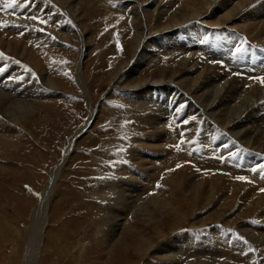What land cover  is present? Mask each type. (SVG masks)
Returning a JSON list of instances; mask_svg holds the SVG:
<instances>
[{"label":"bare ground","instance_id":"bare-ground-1","mask_svg":"<svg viewBox=\"0 0 264 264\" xmlns=\"http://www.w3.org/2000/svg\"><path fill=\"white\" fill-rule=\"evenodd\" d=\"M18 1L30 3V6L34 7L32 13L36 16L41 9L44 14L43 17L51 19V22H49L50 30L54 29L55 25L57 28L60 27L59 32L56 31V33L58 32L57 34H59V36L64 35V40L67 38L69 31H74L83 41V27L86 25L83 26L78 24L76 22V16L78 15L80 17L78 9H80L81 4L84 5V0ZM11 2L12 0H0V22L8 25V27H0V69H2L0 70V160L2 158L1 154L4 153V151H6L5 149L8 147H13L18 152L22 151L21 144L23 141L19 139V132L24 131L23 129L25 127L22 128L23 121L28 114H32L37 109L36 106L40 103L39 101L44 100L48 96L55 95L56 98L58 96V94H56L57 87L55 88V82L46 75L45 70H42V68L40 70V61L42 58L40 59L39 50L43 46L40 44V38H42L40 34L42 33L37 29V26L39 27L41 23L30 20L27 22L26 18H32L29 16L26 17L27 15H15L12 12H7L13 7L7 8L5 5ZM117 2L118 4L119 2L122 3L120 7L123 8L124 13L127 14L126 18L129 19L131 29L133 30V38L136 41V44L133 46V53L136 57L131 63L130 61L126 62L127 64L124 68L120 66L121 68H118L119 70L115 73L114 77L116 78V76L121 73L122 69L127 67L125 71L127 72L128 78L132 79V75H135V79L138 78L133 85L131 84L133 89H140V93L136 95V98H146L148 100V102H145V105L143 104L145 109L142 112L144 113L142 116L143 119L140 121L143 122L142 124L146 128V134L151 131H153V134L146 136L149 143H146L142 135L143 140L141 141L139 150H134L137 152V156H135L137 166L135 167L139 169L136 170L137 168L130 165L131 167H129V169L119 170L117 173L118 175L116 174L118 181L108 184V188L113 192V199L112 205L110 208L108 207V219L106 218L107 220L103 221L104 223H108L107 231L109 232L108 238H106L104 243L105 250L108 249L114 241L119 242L118 238L120 232H118V230L121 229V226L123 227L124 222L127 223L129 221L130 216L138 209L142 210L141 212H143L148 219H151V221L154 220V229H156L158 234L162 233L163 235V231L167 227H171V229L181 228V223H183L181 219H185L187 215L192 214V212L200 208L199 205L201 208H205V206L211 204L208 210L214 209L215 214L208 215L210 223L214 221V218L211 217L218 216V218H221L220 216H222V214L227 213L226 210L230 208V204H232L231 207L236 206L237 212H239V214L237 213L236 215L242 216V213L248 212L247 209L242 208V206L244 207L247 204H235V200L239 199L238 197L242 194L245 180H237L235 176L232 175L234 173L231 174V171L240 174L236 175V177H245V175L249 173H251V175L261 173V166L264 165V160L261 159V155H264V113L260 110V106L264 107V84H261L257 79H253L254 77L247 80V78L238 79L231 76L232 72L241 71L246 63L252 64L251 60L253 56L251 55L253 53L250 44H257L259 45V47H257L258 49L264 50V0H151L143 7L136 5V3L139 2L138 0H117ZM19 5L20 4H17V6ZM25 9L28 12L31 11L28 5H25ZM198 16L207 18V20L205 21L201 18H197ZM62 17H65L69 23L67 24L64 22ZM229 21H231L232 24L234 22L236 24L242 22L243 25L238 28L241 30H236L237 28H234L233 31L226 32L227 36L225 35L224 39L222 36H219L217 41H215V36L212 35L211 38L209 37V41L211 39L212 42H218L221 56H224V58L230 57L237 71L232 69L234 68L232 67L233 65L231 66L232 68L229 66L231 70H227L224 68L226 63L224 67L213 63L211 57L214 54L212 55V49L209 48H205V52H203V49L201 50L202 53L208 54L206 57H210L206 59H209V64H206L205 60H198L200 58H196L195 56L192 58L190 53H188L190 56L188 55L187 57L177 54L181 51L187 53L190 48H186L188 45L183 46V44L190 42V38H195L197 36L198 39L202 33H200V29L190 31L188 30L189 27L195 26L198 28L200 26H208L210 28L211 25H225V23ZM21 25L24 27L32 26L33 28L30 27V29L24 30ZM34 26L36 27L34 28ZM237 26L240 25L237 24L236 27ZM229 28L227 27V29ZM151 29H156L158 31L155 33L152 32V34L150 32ZM178 32L180 34L186 32L188 35L187 40L180 39ZM203 32H207V30ZM239 32L243 33V35H240ZM50 33L55 34L53 30H51ZM210 33L215 34L216 31L212 29ZM57 34H55V36L59 37ZM244 35L247 37V40L246 38L234 39L237 36ZM51 37L52 36L48 37V39H51ZM84 45L85 44L80 48L81 51L78 54L79 58L76 62L77 80L82 78L81 73L83 72L82 68L85 63L82 62V58L85 55L84 50H86L84 49ZM149 45L150 49L146 51V46ZM237 48L242 50L237 52ZM173 54L174 56H172ZM163 55H170L172 57L176 55L178 57L176 60L173 58L176 62L173 61L168 66L159 67L154 63L151 68V63L157 60L158 56L160 57ZM214 58L212 57V59ZM195 59L196 61H194ZM261 63V69H264V60H262ZM179 65H183L184 70L182 73L176 75L173 68ZM255 66L258 67L257 65ZM25 71L34 75V78L28 77L26 79L23 73ZM166 72H169L167 73V80L165 79ZM141 74L142 76L140 77ZM21 84L23 85L21 86ZM40 84L42 88L40 87L39 89ZM172 84H175L176 87L195 99V102L189 103L185 101L186 103L183 104L182 101L185 100L186 97L181 94L176 100L180 103L178 107L184 105L188 106V108H186V106L184 107L186 118L182 121V124L184 122V126L189 128L193 122L192 119L194 117H199L196 122L194 121V128L197 129L196 125L202 124V131H205V134L201 133L199 141L203 140L204 145L207 141L210 148L209 150L211 151L207 150L205 146L202 145V142L201 144L198 143L195 146H191L195 143V141H193L195 131L191 133L192 136L190 135L191 137L189 140L187 137L188 135L180 131L173 137L172 134L174 132L171 134L170 131L172 130H169L171 125L168 123L165 124V122L168 121H162L164 118L162 117L164 114L161 116L163 109L168 112V105L164 104V102L168 95L171 94L172 90L176 89V87H172ZM145 93L147 97L144 96ZM153 94L157 97L160 96L162 101L155 103L151 100L149 96ZM49 98L51 99V97ZM57 100H59V98H57ZM196 102L199 103L200 106L196 104ZM197 105L200 108H198ZM154 106H158V108H152ZM184 108L180 110H184ZM94 110L95 109L90 110L89 120L94 118L96 113ZM185 121H187V123H185ZM177 125H179V122L176 126ZM216 127L222 128L226 134L230 133L231 137L236 140H231L232 142L228 144H222L224 141L220 139L215 142L212 141L211 134ZM208 132L210 135H208ZM181 133L184 134L183 137ZM164 134L167 135L164 136ZM177 134L185 141L179 148L177 144L180 143L178 141L180 138H178L179 136ZM253 134L254 136L252 137ZM77 136L78 135L75 134L69 140L67 143L68 145L63 148L62 158L57 161L55 167L47 174L48 181H46L42 193L36 198L31 199L28 197L29 199H25V201L29 203L27 213H30V219L28 220L30 221V231L28 232V236H23L25 243H23L24 249L18 250L19 246L15 244L13 246L14 254L7 257L9 261L3 260L4 262L7 261L8 264H53V262H55V256H57V254L56 250L53 252V248L56 247L57 244L56 249H58L59 245L57 242L51 244V241L54 242V240L51 239L48 242L47 238L50 236V232L46 231L51 215L50 200L54 193L57 178L62 174L61 169L63 168V164L69 157L73 146L76 144L75 139H77ZM220 144H222V146H220ZM182 148H186L183 154L178 151ZM238 148H241V150ZM213 154H217L218 158L222 156L223 159L217 158L213 160L211 157ZM1 165L2 163H0V170L3 171L4 166L1 167ZM8 167L9 166H7V168ZM225 167L229 173L221 172L220 169H225ZM253 168H256L257 171L253 172ZM193 170H196V172ZM133 173L134 175L132 176ZM127 174L129 178L125 177ZM261 175L263 174H260V176ZM257 179L259 183V178ZM262 179L264 180V175ZM236 181H238V184L234 183ZM177 193L183 196L182 202L180 199L178 201L176 197ZM241 208L243 210H241ZM176 217L178 219H176ZM252 217H254V215ZM175 219L178 223H170V220L173 221ZM90 220H92V218ZM119 220H122V222H118ZM199 220V225L207 224L206 217ZM166 221L168 222L167 225H165ZM97 222L99 221H94L93 223ZM226 222L227 226L225 229L230 227L231 220L228 218ZM240 223L238 230L246 237L243 241H241L242 239L240 237L241 240H237L233 236L230 240V234L228 235V233H225L222 229H214L212 231L210 230L211 232L209 231V234L202 237L201 235L197 236V234L200 233H196V236L184 234L177 241L173 240L172 242L154 244V237H150L144 232L137 230L139 231L138 244L145 249H143V256L148 251H153L157 254L162 253V257L169 260L166 264H248L247 261L250 263V261H253V258L256 259L258 255L256 254L257 256L255 257L253 253H250L252 251L249 252L250 246L254 244L249 245L247 241L251 240L264 248V211L260 212L255 224L252 225L245 220ZM95 226L99 227L98 224ZM54 228L53 230H57V227ZM157 233L155 232V234ZM60 237L61 235L57 239ZM62 248L60 249L61 251L70 250L69 247L66 246ZM2 254H4V252ZM242 258L245 259L241 260ZM250 264L260 263L254 262Z\"/></svg>","mask_w":264,"mask_h":264},{"label":"rangeland","instance_id":"rangeland-1","mask_svg":"<svg viewBox=\"0 0 264 264\" xmlns=\"http://www.w3.org/2000/svg\"><path fill=\"white\" fill-rule=\"evenodd\" d=\"M138 1L139 2L137 3L139 4L136 3V5L143 7L151 0ZM17 4L20 5L17 6ZM120 4L122 3L119 2L118 4L117 0H84V5L81 4L80 9H78L80 17L78 15L76 16V22L78 24L83 26L86 25L83 27V41L76 33H74V31H69L67 38L64 40V35L59 36V34H57L60 27L57 28L56 25L54 29L51 30H53V32H55V34L59 37L55 36V34H51V30L49 28V22H51V19L43 17L44 14L41 9L37 16L32 13L34 7L30 6V3H22L21 1H18L12 9L7 11L12 12L15 15H27L26 17L29 16L31 18H39L34 20L26 18L27 22L28 20L34 22L38 21L39 23H41L42 20L46 21V23H41L39 27L37 26V29L42 33L40 34L42 36V38H40V44L43 46L39 50L40 59L42 58L40 61V70L41 68L42 70H45L46 75H48L51 80L55 82V88L57 87L56 94H58L57 98H59V100H57L55 95V97L48 96L44 100H40V103L36 106L37 109L32 114H28L29 117L26 116V119L23 121L22 128L25 127L23 129L24 131L19 132V139L23 141L21 144L22 151L18 152L13 147H8L5 149L6 151L1 154L2 161L0 160V163H2L1 167L4 166V170H0V254L3 252L4 254L0 255V264H8L7 261H9V259L7 260V257L14 254L13 246L15 244L19 246L18 250L22 248L24 249L23 236H28V232L30 231V221H28L30 219V213H27L29 203L28 201H25V199L28 197L31 199L36 198L42 193L46 181H48L47 174L55 167L57 161L62 158L63 148L68 145L67 143L75 134L78 135L77 139H75L76 144L73 146L69 157L63 164V168L61 169L62 174L59 178H57L54 193L50 200L51 215L46 228V231L50 232V236H48L47 239L48 242L50 239L54 240V242H50L51 244L57 242L59 245L58 249H56L57 244L56 247L53 248V252L56 250L57 254V256H55V262L52 261L53 264H166L169 260L162 257V253L157 254L153 251H148L143 256L144 247H140L138 244L139 231L137 230L144 232L150 237H154V244L169 241L172 242L173 240L177 241L184 234L196 236V233H200L197 234V236L201 235L202 237L209 234L214 229H222L225 233H228V235L230 234V240L233 236L237 240L242 239L241 241H243L246 237L238 230L239 225L241 224L240 222L245 220L247 223H251L253 225L258 219L260 212L264 211V191H262V189H264V180L262 179L264 169H262L261 173H256L258 176L256 174L251 175V173L245 175V177L248 178L244 181V189L242 190V194L238 197L239 199L235 200V204H247L244 207L242 206V208L247 209L248 212L242 213V216L236 215L237 213L239 214L236 206H232V208V204H230V208L226 210L227 213L222 214V216H220L221 218H218V216L211 217L214 218V221L210 223L208 215L215 214L214 209L208 210L211 204H208L205 208H201L199 205L200 208L192 212V214L187 215L185 219H181L183 220L181 228L171 229V227H167L163 231V235L162 233L158 234L156 229H154V220L151 221V219H148V217L141 212L142 210L138 209L130 216L129 221L127 223L124 222L123 227L121 226V229L118 230V232H120L118 238L119 242L114 241L108 249H104V243L106 238H108L109 232L107 231L108 223H104L103 221L108 219V207L110 208L112 205L113 199V192L110 188H108V184L116 183L115 181H118L117 173L119 170L129 169L131 166L137 168L135 167L137 166L135 160L137 152L135 151L139 150L143 136L146 143H149L146 136L153 134V131L146 134V128L142 124L143 122L140 121L143 119L142 116L144 113L142 112L145 109L143 104L145 105V102H148V100L146 98H136V95L140 93V89H133L131 84L133 85L138 78L135 79V75H132L133 78L129 79L127 72L125 71L127 67L122 69L121 73H119L116 78L114 77L115 73L121 67H125L127 64L126 62L130 61L131 63V61L136 57L133 53V46L136 44V41L133 38V30L131 29L129 19L126 18L127 14L124 13ZM25 5H28L29 8H31V11H26ZM62 18L64 19V22L67 24L69 23L65 17ZM197 18L201 17L198 16ZM201 19L205 21L207 20V18ZM231 24V21H229L226 22L225 25H211L210 28L207 25V27H189L188 30L190 31L200 29V33L202 32L204 34L201 33L198 39L197 36L195 38H190V42L183 44V46L188 45L186 48H190L187 53L181 51L177 54H179V56L184 55L185 57L188 55L190 56L191 54L192 58L195 56L196 58H200L198 60H205L206 64H209V59H206L210 57H206L208 54L202 53L201 51L203 49V52H205V48H209L212 49V55L214 54L212 57H215L214 59L211 57V61L222 67H224V64L226 63L224 68L231 70L229 69V66L231 67L233 65L231 58H224V56H221L218 42H212L211 39L209 41V37L211 38L212 35L215 36V41H217L219 36H222L224 39V36H227L226 32H231L234 28H237L236 30H241L238 28L243 25L242 22L237 23L240 25L237 27L235 22L232 25ZM21 26L24 30H28L30 27L33 28L32 26ZM226 26L231 29H227ZM35 27L36 26H34V28ZM212 29L213 31H216L215 34L210 33ZM205 30H207V32H203ZM56 31L58 32L56 33ZM157 31L158 30L156 29L150 30L151 33H155ZM239 34L243 35L241 32H239ZM50 36H52L51 39H48ZM178 36L180 39L185 41L188 37L186 32H182V34L179 33ZM244 36H237L234 39L246 38L247 40V37ZM83 44H85L84 49L86 50H84L85 55L82 58V62H85L83 64L82 71L85 74L82 72V78L77 80L76 62L79 58L78 54L81 51L80 48ZM150 45L146 46V51L150 49ZM250 46L253 53L251 55L253 56V59L251 60L252 64L246 63L241 71L230 72L231 76L238 79L247 78V80L253 77H264V69H261V61L264 60V50L258 49L257 47H259V45L257 44H250ZM174 54L172 56H174ZM176 55L175 57L170 55L158 56V59L151 63V68L154 63H156L159 67L170 65L177 59L178 56ZM173 58L175 60H173ZM194 61H196V59ZM232 67H234V65ZM232 69L237 71L235 67ZM183 70V65L173 68L176 75L182 73ZM23 73L26 79L28 77L34 78V75L28 71ZM167 73L169 72L165 73L166 80V77H168ZM22 85L23 84H21V86ZM40 87L41 84L39 85V89ZM172 87L175 88L176 85L172 84ZM176 89L172 90L171 94L168 95L166 101L164 102V104L168 105V112L163 109L161 116L164 114L162 116L164 118L162 121H168L165 122V124L168 123L171 125L169 130H172L170 131L171 134L174 132L172 134L173 137L176 133H179L178 131H180L186 133L189 140L192 136L191 133L195 131V135L193 137V141H195V143L191 146H195L198 143L201 144V142L202 145H204L203 140L199 141L201 133L205 134V131H202V124L196 125L197 129L194 128V124L199 117H194L192 119L193 122L191 127H189L192 130L187 126H184V122L182 124V121L186 118L184 107L186 106V108H188V106L184 105L178 107L180 103L176 101L181 94L186 97L185 100L182 101L183 104L186 102L192 103L195 99L180 88L176 87ZM144 96L147 97V94L145 93ZM49 97H51V99ZM149 98L155 103L162 101V98L160 96L157 97L155 94L149 96ZM196 104L199 105L197 102ZM198 105L197 107L200 108V105ZM262 107L263 106H260V110L264 113V107ZM152 108L155 109L158 108V106H154ZM183 108L184 110H180ZM91 109H95L94 111L96 113L94 118L89 120ZM177 121L179 122V125L176 126V124H178ZM224 132L225 131L222 128H214L211 134V140L215 142L220 139L224 141L222 144H228L232 142L231 140H236L231 137L230 133L226 134ZM166 135L167 134H164V136ZM177 135L179 136L178 138H180L178 140L180 142L181 137L179 134ZM208 135H210L209 132ZM253 136L254 134L252 137ZM222 144H220V146H222ZM204 146L207 150L210 149L207 141ZM238 149L241 150V148ZM178 151L183 154L184 151H186V148H182ZM211 157L213 160L218 158L217 154H213ZM219 158L223 159L222 156H219ZM261 159L264 160L263 154L261 155ZM112 161H116L115 166L111 165L110 162ZM7 166L9 167L7 168ZM138 169L139 168L136 170ZM220 170L222 173H229L226 167L225 169L221 168ZM193 171L196 172V170ZM231 174L234 175L235 178L236 175H240L232 171ZM260 174L263 175L260 176ZM133 175L134 173L132 176ZM125 177L129 178V175L127 174ZM257 178H259V183L257 182ZM234 183L238 184V181ZM176 197L178 201L179 199L181 202L183 201V196L181 194L177 193ZM242 208L241 210H243ZM255 214L258 215L256 216ZM253 215L254 217H252ZM205 217L207 218V224L199 225V219H203ZM91 218L92 220L99 222L93 223L94 221L90 220ZM228 218L231 220V225L225 229ZM176 219L178 218L176 217ZM176 219L173 220L174 222L170 220V223H178ZM167 221L165 222V225L168 224ZM118 222H122V220H119ZM97 224L99 227L95 226ZM54 227H57V230H53ZM155 232L157 234H155ZM60 235L61 237L57 239ZM247 242L249 245L254 244L253 246H250L249 252L252 251L250 253H253V256L255 257L258 255L257 258H253V261H250V263H264V248L255 244L251 240ZM63 245L69 247L70 250L61 251L60 249L64 247ZM243 259L245 258H242L241 260ZM3 260L7 261L4 262ZM247 262L250 264L249 261Z\"/></svg>","mask_w":264,"mask_h":264},{"label":"snow or ice","instance_id":"snow-or-ice-1","mask_svg":"<svg viewBox=\"0 0 264 264\" xmlns=\"http://www.w3.org/2000/svg\"><path fill=\"white\" fill-rule=\"evenodd\" d=\"M16 2H17V0H13V3L7 4V5H5V7L12 8V7H14L16 5ZM32 19H38V18L37 17H32ZM41 23H46V21H43L42 20ZM0 27H8V25L5 24V23H3V22H0ZM241 50L242 49H240V48H237L236 49L237 52H239ZM0 70H2V69H0ZM254 79H257L261 84H264V77H254ZM185 123H187V121H185ZM183 135L184 134L181 133V136L182 137H183ZM184 142L185 141L183 139H181L180 143L177 144V147L179 148ZM110 163H111L112 166H115L116 161H112ZM261 168L264 169V165H262ZM252 171L255 172V171H257V169L256 168H253ZM236 179H238V180H246L247 178L246 177H243V176H238V177H236ZM262 191H264V189H262Z\"/></svg>","mask_w":264,"mask_h":264}]
</instances>
